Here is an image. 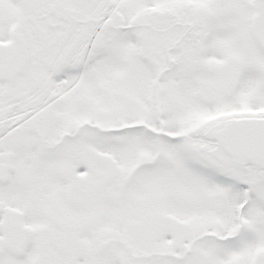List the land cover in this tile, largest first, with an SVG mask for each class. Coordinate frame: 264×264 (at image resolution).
Here are the masks:
<instances>
[{
	"label": "snow or ice",
	"instance_id": "6c2138e0",
	"mask_svg": "<svg viewBox=\"0 0 264 264\" xmlns=\"http://www.w3.org/2000/svg\"><path fill=\"white\" fill-rule=\"evenodd\" d=\"M0 264H264V0H0Z\"/></svg>",
	"mask_w": 264,
	"mask_h": 264
}]
</instances>
